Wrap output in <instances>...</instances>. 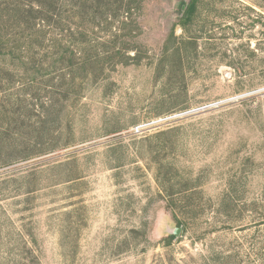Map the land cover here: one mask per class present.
<instances>
[{"label": "rangeland", "instance_id": "rangeland-1", "mask_svg": "<svg viewBox=\"0 0 264 264\" xmlns=\"http://www.w3.org/2000/svg\"><path fill=\"white\" fill-rule=\"evenodd\" d=\"M181 1L72 86L2 56L0 264H264V0Z\"/></svg>", "mask_w": 264, "mask_h": 264}, {"label": "trees", "instance_id": "trees-1", "mask_svg": "<svg viewBox=\"0 0 264 264\" xmlns=\"http://www.w3.org/2000/svg\"><path fill=\"white\" fill-rule=\"evenodd\" d=\"M145 2L0 0V62L5 54L13 55V62L20 65L24 78L32 79L30 85L46 86V81H36L38 77L51 78L48 68L36 60L37 49H44L43 55L51 68L57 64L61 67V84L72 86L78 76L83 82L88 81L96 77L99 63L103 67L106 63H126L138 58L129 53L137 51ZM197 3L198 0L181 1L178 18L181 27L186 28L193 21ZM42 91L43 95L52 93L48 87ZM38 92L36 101L41 103L45 100ZM40 105L44 107L46 102ZM175 237L171 235L170 239Z\"/></svg>", "mask_w": 264, "mask_h": 264}, {"label": "water", "instance_id": "water-1", "mask_svg": "<svg viewBox=\"0 0 264 264\" xmlns=\"http://www.w3.org/2000/svg\"><path fill=\"white\" fill-rule=\"evenodd\" d=\"M178 234H179V230L177 229V230L175 231L174 235H175V236H178Z\"/></svg>", "mask_w": 264, "mask_h": 264}]
</instances>
